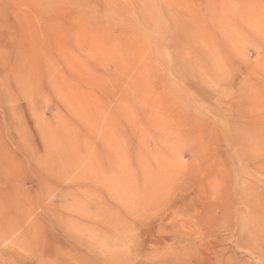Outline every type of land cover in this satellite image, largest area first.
I'll return each instance as SVG.
<instances>
[{
    "label": "rangeland",
    "instance_id": "rangeland-1",
    "mask_svg": "<svg viewBox=\"0 0 264 264\" xmlns=\"http://www.w3.org/2000/svg\"><path fill=\"white\" fill-rule=\"evenodd\" d=\"M0 264H264V0H0Z\"/></svg>",
    "mask_w": 264,
    "mask_h": 264
}]
</instances>
